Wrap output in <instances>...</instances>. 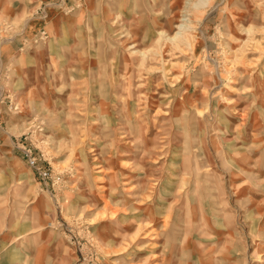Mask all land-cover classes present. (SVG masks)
<instances>
[{
	"label": "rangeland",
	"instance_id": "obj_1",
	"mask_svg": "<svg viewBox=\"0 0 264 264\" xmlns=\"http://www.w3.org/2000/svg\"><path fill=\"white\" fill-rule=\"evenodd\" d=\"M0 264H264V0H0Z\"/></svg>",
	"mask_w": 264,
	"mask_h": 264
},
{
	"label": "built area",
	"instance_id": "obj_2",
	"mask_svg": "<svg viewBox=\"0 0 264 264\" xmlns=\"http://www.w3.org/2000/svg\"><path fill=\"white\" fill-rule=\"evenodd\" d=\"M28 164L30 166L34 167V168L37 167L38 173L43 179H50L51 178L50 169L49 168H44V167H38V164H37V162H36L34 157H29Z\"/></svg>",
	"mask_w": 264,
	"mask_h": 264
},
{
	"label": "bare ground",
	"instance_id": "obj_3",
	"mask_svg": "<svg viewBox=\"0 0 264 264\" xmlns=\"http://www.w3.org/2000/svg\"><path fill=\"white\" fill-rule=\"evenodd\" d=\"M177 35V34H176Z\"/></svg>",
	"mask_w": 264,
	"mask_h": 264
}]
</instances>
